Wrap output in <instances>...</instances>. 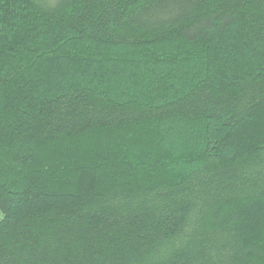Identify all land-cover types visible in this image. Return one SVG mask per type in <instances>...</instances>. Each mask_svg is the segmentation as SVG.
<instances>
[{
    "label": "trees",
    "instance_id": "16d2710c",
    "mask_svg": "<svg viewBox=\"0 0 264 264\" xmlns=\"http://www.w3.org/2000/svg\"><path fill=\"white\" fill-rule=\"evenodd\" d=\"M0 264H264V0H0Z\"/></svg>",
    "mask_w": 264,
    "mask_h": 264
}]
</instances>
